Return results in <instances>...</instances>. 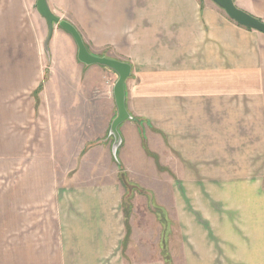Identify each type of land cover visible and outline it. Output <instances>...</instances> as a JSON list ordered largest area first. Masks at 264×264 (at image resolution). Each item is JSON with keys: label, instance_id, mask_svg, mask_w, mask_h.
<instances>
[{"label": "crops", "instance_id": "obj_1", "mask_svg": "<svg viewBox=\"0 0 264 264\" xmlns=\"http://www.w3.org/2000/svg\"><path fill=\"white\" fill-rule=\"evenodd\" d=\"M234 1L264 21V0ZM48 2L91 52L132 64L127 108L141 123L121 125V169L101 144L117 113V74L81 62L58 24L46 48L47 20L38 12L35 28L25 15L29 52H7L14 57L0 63V264H148L126 253L120 182L145 172L146 134L156 119L167 129L160 111L175 123L173 148L189 167L242 159L228 154L253 142L240 136H264V33L213 0Z\"/></svg>", "mask_w": 264, "mask_h": 264}, {"label": "rangeland", "instance_id": "obj_2", "mask_svg": "<svg viewBox=\"0 0 264 264\" xmlns=\"http://www.w3.org/2000/svg\"><path fill=\"white\" fill-rule=\"evenodd\" d=\"M25 1L23 8L20 0H0V63L14 57L7 52H29L25 15L35 28L39 22L34 19L35 0ZM43 42L38 41L41 48ZM21 61L33 62L32 56L23 55ZM129 113L133 118L128 120L141 123ZM159 119L161 124L167 122V129L156 119L154 133L146 134L144 143L152 157L146 159L145 172L135 169L133 176L125 177L128 183L119 184L125 197L119 211H126L131 226L126 253L148 259V264H264V136H240L253 142L244 143L243 151L228 152L240 155L238 162L217 157L198 160L192 168L188 160L178 159L173 148L175 123L163 121L162 111ZM122 138L118 159L109 132L101 144L111 145L114 164L124 169ZM130 158L136 161L132 153ZM179 162L181 172L175 166ZM256 220L259 229L252 230ZM119 248L121 253L120 244Z\"/></svg>", "mask_w": 264, "mask_h": 264}, {"label": "water", "instance_id": "obj_3", "mask_svg": "<svg viewBox=\"0 0 264 264\" xmlns=\"http://www.w3.org/2000/svg\"><path fill=\"white\" fill-rule=\"evenodd\" d=\"M213 1L223 8L228 16L237 23L264 33V21L258 16L253 15L239 7L234 0ZM36 7L38 12L48 22L49 32L45 41L46 48H48V43L53 35L55 24H58L61 28L69 32L75 39L78 46V58L81 62L88 65L99 64L112 69L117 74L118 78L114 85L117 113L111 122L109 135L114 137L113 153L115 158L118 159V151L123 142L119 128L124 121L133 118L127 108L126 91V81L132 74V64L128 61L115 57L98 55L91 52L77 27L68 20L61 19L58 15H56L51 9L48 0H37Z\"/></svg>", "mask_w": 264, "mask_h": 264}]
</instances>
